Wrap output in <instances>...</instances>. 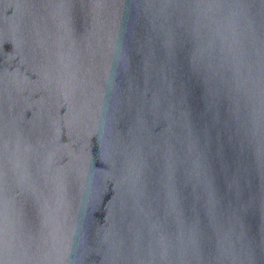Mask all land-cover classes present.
Returning <instances> with one entry per match:
<instances>
[{
  "label": "water",
  "instance_id": "95a60500",
  "mask_svg": "<svg viewBox=\"0 0 264 264\" xmlns=\"http://www.w3.org/2000/svg\"><path fill=\"white\" fill-rule=\"evenodd\" d=\"M0 264H264V0H0Z\"/></svg>",
  "mask_w": 264,
  "mask_h": 264
}]
</instances>
